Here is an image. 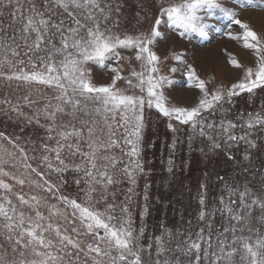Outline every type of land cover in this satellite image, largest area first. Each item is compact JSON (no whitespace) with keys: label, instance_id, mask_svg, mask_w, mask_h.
Masks as SVG:
<instances>
[{"label":"snow or ice","instance_id":"1","mask_svg":"<svg viewBox=\"0 0 264 264\" xmlns=\"http://www.w3.org/2000/svg\"><path fill=\"white\" fill-rule=\"evenodd\" d=\"M235 3L0 0V264H264V32L238 10L264 0ZM166 32L227 36L251 62L225 49L241 76L210 89L186 52L158 54ZM169 59L199 90L193 106L166 94ZM244 94L251 111L237 108ZM152 110L171 133L165 186L190 172L193 152L204 163L187 217L152 191ZM221 155L231 174L208 170ZM169 206L182 226L150 223Z\"/></svg>","mask_w":264,"mask_h":264},{"label":"rangeland","instance_id":"2","mask_svg":"<svg viewBox=\"0 0 264 264\" xmlns=\"http://www.w3.org/2000/svg\"><path fill=\"white\" fill-rule=\"evenodd\" d=\"M222 3L226 7H236L235 0H222ZM240 11V18L247 20L251 23L253 28L258 32H264V9L244 8L238 9ZM135 24V21L130 18L128 27L131 28ZM227 29H225L226 31ZM239 30V29H235ZM166 31V30H164ZM167 34V32H166ZM227 49L243 64H250L251 54L244 50L240 44L236 41L230 40L227 36L212 32L209 34L207 40L201 41L199 38H193L192 41L180 38L178 35L172 33L167 34V39L159 42L157 46V52L160 55H166L170 50L184 51L186 52L185 59L192 63L197 70V74L200 78L206 81L211 80L209 84L211 89L217 84L230 85L237 81L241 72L238 69L233 68L227 63ZM170 67H178L176 61L169 59L163 65V71L169 75V78L174 83L166 89V94L172 99L173 102L181 106H193L199 96V90L195 88H189L187 86L186 77L183 71L178 70L176 73H170L168 69ZM98 82H104L106 76L101 73L97 75ZM2 95V93H0ZM237 108L247 109L249 111L252 108L247 101V94H244L242 98H237ZM261 103V98L257 97L254 107H258ZM152 119L149 125V129L145 139V157L151 161L150 167L153 169V193L154 195H164L165 199H170L175 204L176 209L184 211L185 217L189 213H194L197 205L194 199L196 183L201 175V170L204 168V163L201 160L199 152H193L191 154V170L186 175H182L180 183L176 184L172 188H167L162 178L167 176L165 170V163L167 160V150L164 147L165 143L170 142L171 133L166 129V118L158 117V114L152 110ZM0 130H4V126L0 124ZM9 131L11 128L9 127ZM183 137V132L181 133ZM155 141V147H148ZM202 146L200 140L194 144V147ZM187 148L185 147L181 159H188ZM208 170H215L220 174H231L232 167L221 155L220 157H214L208 164ZM214 179V177H213ZM182 184H189L192 191L189 193L182 187ZM167 217L170 224L182 226L180 223V216L178 211H174L171 206L167 208H160L153 210V216L150 218V223L155 224L157 218Z\"/></svg>","mask_w":264,"mask_h":264}]
</instances>
